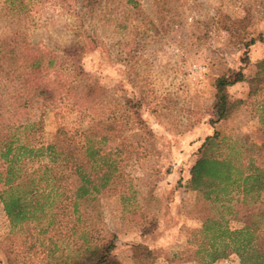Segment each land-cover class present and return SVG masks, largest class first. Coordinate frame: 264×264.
<instances>
[{
    "label": "rangeland",
    "instance_id": "rangeland-1",
    "mask_svg": "<svg viewBox=\"0 0 264 264\" xmlns=\"http://www.w3.org/2000/svg\"><path fill=\"white\" fill-rule=\"evenodd\" d=\"M75 48L77 57L65 54ZM4 52L19 73L27 56L40 57L36 81L54 97L39 98L24 75L7 77ZM263 59L264 0H0V147L7 127L38 123L48 142L59 128L116 120L136 154L119 187L99 197L95 235H115L122 264H240L217 231L242 228L254 200L204 197L189 188V170L216 131L211 157L264 142V90L249 96L246 82L227 89L239 108L211 124L216 80L238 71L250 79ZM61 231L12 227L0 201V264H62L76 252ZM129 233L152 234L151 248L118 246Z\"/></svg>",
    "mask_w": 264,
    "mask_h": 264
},
{
    "label": "trees",
    "instance_id": "trees-1",
    "mask_svg": "<svg viewBox=\"0 0 264 264\" xmlns=\"http://www.w3.org/2000/svg\"><path fill=\"white\" fill-rule=\"evenodd\" d=\"M78 50L65 54L77 57ZM8 56L5 52L1 55L13 68L5 71L7 77L24 75L33 81L39 98L54 97L48 85L36 81L42 72L40 57L27 56L24 71L19 73V66L14 69L16 57ZM239 82L248 84L249 96L264 90V59L250 79L238 71L233 78L216 80L211 124L228 119L242 104L241 100L229 101L227 95V89ZM86 89L85 95L93 93L94 87L87 85ZM259 121L264 126V106ZM7 128L8 139L0 147V201L10 225H36L43 233L48 229L62 232L65 227L76 254L62 264H122L113 255L115 235L95 233L102 222L99 197L119 187L123 163L136 154L134 143L123 137L124 129L116 120L98 119L83 131L59 128L52 140L45 142L40 140L38 123ZM219 136L216 131L203 142L189 170L188 186L216 200L232 195L254 200L242 228L230 230L218 223L217 232L219 238L228 239L225 244L238 255L240 264H264V201L260 200L264 194V142L243 146L244 155L236 149L224 157H211L209 152L218 146ZM209 222H204V231ZM216 256L211 262L222 255Z\"/></svg>",
    "mask_w": 264,
    "mask_h": 264
},
{
    "label": "crops",
    "instance_id": "crops-1",
    "mask_svg": "<svg viewBox=\"0 0 264 264\" xmlns=\"http://www.w3.org/2000/svg\"><path fill=\"white\" fill-rule=\"evenodd\" d=\"M152 238V234L150 233H140V234H134L129 233L126 236H120L118 237V246L124 245L123 247H132L133 245H143L146 247L151 248L150 240ZM227 260H221V264L225 263Z\"/></svg>",
    "mask_w": 264,
    "mask_h": 264
}]
</instances>
